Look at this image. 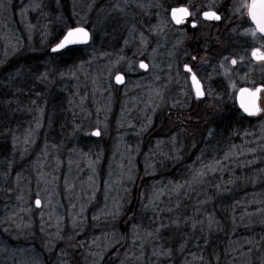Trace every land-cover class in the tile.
Returning <instances> with one entry per match:
<instances>
[{"label":"rangeland","instance_id":"obj_1","mask_svg":"<svg viewBox=\"0 0 264 264\" xmlns=\"http://www.w3.org/2000/svg\"><path fill=\"white\" fill-rule=\"evenodd\" d=\"M168 22L164 0H0V264H201L164 232L200 229L201 187L224 197L221 264H264V115L229 116L212 87L199 109L170 74ZM76 25L92 41L63 64L50 49ZM224 119L223 156L202 164Z\"/></svg>","mask_w":264,"mask_h":264},{"label":"flooded vegetation","instance_id":"obj_2","mask_svg":"<svg viewBox=\"0 0 264 264\" xmlns=\"http://www.w3.org/2000/svg\"><path fill=\"white\" fill-rule=\"evenodd\" d=\"M241 2L242 0H164L169 19L167 27L169 71L173 81L182 76L178 83L188 88L192 101L199 103V109L201 101L207 98L208 88H213L217 101L223 100L236 111V108H239L237 94L242 87L254 88L264 85V80H260L264 78V64L257 62L251 55L253 48L264 49V35L259 32L255 37L250 33L245 34V30L255 28V24L246 15V9L235 11ZM179 6L188 7L194 13V16L184 24H176L171 16V9ZM209 10L217 11L222 19L220 21L205 19L203 12ZM193 19L197 24L195 28L191 23ZM232 59H236L237 63L232 64ZM227 63L232 68L228 72L225 70L226 67H223V64ZM185 65L192 68L202 83L205 91L203 98L195 95L192 74L187 71ZM238 74L248 75L251 81L242 82L233 92L231 87L233 82H237ZM262 105L264 107V93ZM240 112L242 113L241 110ZM234 115L230 114L233 117ZM242 116L247 117L243 113Z\"/></svg>","mask_w":264,"mask_h":264},{"label":"trees","instance_id":"obj_3","mask_svg":"<svg viewBox=\"0 0 264 264\" xmlns=\"http://www.w3.org/2000/svg\"><path fill=\"white\" fill-rule=\"evenodd\" d=\"M65 0H62L64 2ZM52 2V1H51ZM62 34V30L57 34L58 35ZM86 46H74L70 47L67 50L64 51V55L61 58V62L63 64H66L70 61H76V59L80 58V55H82V50ZM240 112L239 108H236V111L229 107V113L230 114H236ZM264 115V112L255 117V118H247L242 116L241 119L244 120H250V121H255L259 118H261ZM230 116V115H229ZM233 117V116H232ZM219 125L222 127H216L215 133L212 138H209L205 141L204 145L201 146V151L204 156V158L201 159L202 164H210L215 161V157L219 158L220 156H223V151L224 147H221L222 143L224 142L225 138L224 136L227 133V130H225V127L230 126V124L226 121L225 119L221 122H218ZM217 123V124H218ZM177 126V125H176ZM181 126H177V128H180ZM226 127V129H227ZM222 140V142H221ZM203 142H201L202 144ZM190 144V143H189ZM224 146V145H222ZM200 152V151H199ZM201 153V152H200ZM217 154V155H215ZM184 163V161H182ZM170 168H177V166H172L170 164ZM170 168H165L168 171ZM181 168V167H179ZM184 170V168H181ZM163 169L158 170V174H162ZM171 172V170H170ZM169 172V174H170ZM184 172V171H183ZM148 181H153V179L150 177L146 178V180H143V184H146L145 187L148 188ZM144 188V187H143ZM145 189V188H144ZM144 189H137L133 188L131 192V201L129 203V211H133L134 213L132 217L136 219V211L138 209H141V204H140V199L143 196V192H147L148 190ZM201 203H203V206L201 208L202 210V219H203V224H201L200 229L196 230L197 226H195V221H196V216L194 220H190L187 222V224L182 223L181 227H173V229L166 230L164 231L167 234V243L170 244V247L172 249H179V244H178V238L183 237V241L185 244V249H186V254L198 252L199 255H201V264H221L220 259L221 253H222V246L219 245V216L223 212L222 205L224 204V198L219 194V191L216 188H204L201 187ZM192 202V201H191ZM189 202V204L191 203ZM188 203V202H187ZM188 205V204H187ZM186 207V206H185ZM184 208V207H183ZM183 210V209H181ZM192 210V207L189 206V212L186 213V215H191L190 211ZM180 211V210H179ZM213 214V219L210 223L207 222V216ZM150 215V214H149ZM149 215H145V219L142 218L139 223L144 224L145 226L147 225L146 217ZM192 216V215H191ZM151 222V221H150ZM218 222V223H217ZM203 225V226H202ZM205 230H203V228ZM182 228V229H181ZM218 257V259H216Z\"/></svg>","mask_w":264,"mask_h":264},{"label":"snow or ice","instance_id":"obj_4","mask_svg":"<svg viewBox=\"0 0 264 264\" xmlns=\"http://www.w3.org/2000/svg\"><path fill=\"white\" fill-rule=\"evenodd\" d=\"M241 9H246V15L251 18V20L255 24V28H249L245 30V34H251L253 37L256 36V33L264 35V0H242V2L236 6L235 11L239 12ZM172 19L176 24H184L189 20L190 17L194 16V13L189 10L188 7L179 6L171 9ZM203 17L207 20L212 21H220L222 19L221 15L217 13L215 10H209L203 12ZM192 27H196L197 24L193 19L191 21ZM90 39V33L87 29L83 27L71 28L68 30L67 35L64 36V39L56 45L53 51L57 49H62L68 44L74 43H87ZM252 57L262 64H264V49L262 48H253L251 50ZM195 59V57H193ZM227 59V58H226ZM243 59V57H241ZM232 64H236L237 60L232 59ZM141 68H148L146 63L141 62ZM185 68L189 73L192 74V82L195 85L196 95L198 97H203L205 95L203 90V85L200 83L197 78L195 72H193L192 68L189 65H185ZM116 80L120 83L124 82L123 75H117ZM235 87V85H233ZM264 92V85L257 87L255 89L251 88H241L239 90L240 95V103L241 107L245 112L250 114H257L262 111L259 101L261 100V93ZM101 133L99 130L95 132V135L99 136ZM41 201L39 199L36 200V204L40 205Z\"/></svg>","mask_w":264,"mask_h":264},{"label":"water","instance_id":"obj_5","mask_svg":"<svg viewBox=\"0 0 264 264\" xmlns=\"http://www.w3.org/2000/svg\"><path fill=\"white\" fill-rule=\"evenodd\" d=\"M252 22H253V21H252ZM253 23H254V22H253ZM76 27H83V28H85V29H87V30L89 31V33H90V39L88 40V42H87V43H74V44H68V45H66V46H65L64 48H62V49H57L56 51H53V49L56 47V45H57L58 43H60V42L64 39V36L67 35L68 30L71 29V28H76ZM91 41H92L91 31H90L87 27H85V26H81V25L72 26V27L68 28V29L64 32V34L61 36V38H60V39H59V40H58V41H57V42L51 47L50 52L53 53V54H56V53H59V52H62V51H64V50H66V49H68V48H70V47H74V46H86V45L90 44ZM141 62L146 63V64L148 65V67H149L148 62H146L145 60H141V61H139V63H138V68H139L141 71H146L148 68L145 69V68H141V67H140ZM117 75H123V77H124V82H123V83H120V82H118V81L116 80V76H117ZM116 76H115V78H114V82H115V84L118 85V86L123 85V84L125 83V80H126L125 75H124L123 73H117ZM201 84H202V83H201ZM192 85H193V89H194V92H195V95H196L195 85L193 84V82H192ZM260 86H261V85H258V86L254 87V88H251V87H242V88H251V89H255V88L260 87ZM203 90H204V88H203ZM204 93H205V91H204ZM263 93H264V92L261 93V100L259 101V104H260V107H261L262 111H260V112L257 113V114H250V113H248V112H245L244 109L241 107V103H240V95H239V91H238V94H237V104H238L239 109L242 111V113H243L245 116L250 117V118H255V117L261 115V114L264 112V107H263V105H262ZM196 96H197V95H196ZM204 96H205V95H204ZM204 96H203V97H204ZM197 97H198V96H197ZM203 97H201V98H203ZM97 130H98V129H95V130L92 132V135H93V136H97V135H95V132H96ZM36 200H37V199H36ZM36 200H35V206H36V207H40L41 203H40V205H37V204H36ZM39 200H40V199H39Z\"/></svg>","mask_w":264,"mask_h":264}]
</instances>
